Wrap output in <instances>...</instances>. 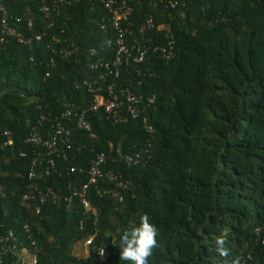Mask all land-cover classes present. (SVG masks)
Returning <instances> with one entry per match:
<instances>
[{"label": "trees", "instance_id": "obj_1", "mask_svg": "<svg viewBox=\"0 0 264 264\" xmlns=\"http://www.w3.org/2000/svg\"><path fill=\"white\" fill-rule=\"evenodd\" d=\"M45 1L0 0L9 13L31 19L26 34L45 32L28 44L11 35L0 47V141H12L0 148V223L34 241L38 264H100L93 245L112 240L115 264H130L120 260L119 236L138 226L142 215L159 233L149 264H226L232 258L264 264V0H173V6L127 0L131 39L150 46L171 38L173 46L168 58L149 47L116 79L117 87L155 94L145 111L154 132L147 133L139 118L112 123L101 108L88 110L94 136L72 127L68 158L56 157L59 169L47 176L38 165V176L29 180L36 145L26 137L32 125L41 115L47 122L66 101L90 105L94 92L81 81L98 71L96 57L112 58L115 38L112 27H101L107 10L99 0H78L56 15L39 10ZM146 17L156 26L139 28ZM53 34L58 43H74L72 56L51 52L58 44ZM138 150L137 163L120 160ZM99 151L129 179L121 207L92 188L95 214L77 200L68 206L48 200L38 214L20 204L17 195L37 183L65 193L68 178L84 182V173L68 176L65 167L85 172ZM90 235L89 253L77 255L75 247ZM221 235L228 258L215 252Z\"/></svg>", "mask_w": 264, "mask_h": 264}, {"label": "built area", "instance_id": "obj_2", "mask_svg": "<svg viewBox=\"0 0 264 264\" xmlns=\"http://www.w3.org/2000/svg\"><path fill=\"white\" fill-rule=\"evenodd\" d=\"M77 1L47 0L40 5L39 10L46 15H56L64 5ZM165 1L170 6L174 3L173 0ZM99 2L107 10L106 16L101 21V27L109 25L115 32L113 56L110 60H105L102 56L96 57L92 66L99 68L98 71L94 76L83 78L81 81L87 91L94 92V98L88 107L78 108L74 101H66L64 109L46 119L47 122L45 117L41 115L32 125L26 137V141L36 145V148L32 151V159L26 172L29 180L38 176L36 172L38 165H42L41 173L47 176L52 169H59L56 157L61 155L62 160L68 158L66 150L72 146V127L94 136L90 121L87 118L88 110L96 111L101 108L105 117L111 120L112 123L128 117L139 118L147 133L154 132V127L148 122L145 111L147 106L153 103L155 94L136 93L128 87H117L116 79L119 76L120 69L129 62H141L145 58L149 47L154 51H159L167 58L170 57L173 48L171 38L168 39L165 45L155 42L150 46L134 38L131 39L133 34V23L130 21L132 6L127 0H99ZM24 22L26 24H23ZM31 25V19L23 21L21 15L9 13L0 3V47L11 35H14L23 44L40 41L45 32L34 33L30 31L29 34H26L31 29ZM154 26L156 25L152 23V18L146 17L139 28L150 29ZM51 40L56 43L61 42L55 34L51 35ZM56 46H54L55 49L52 48L51 52L64 58L72 56L75 51V45L72 41H64ZM49 61L51 64L53 63L52 56ZM45 75H48V71ZM103 82L104 84H102ZM3 133L8 134L9 132L5 130ZM11 142L10 138L0 141V148ZM19 154L25 156L26 152L21 151ZM138 157L139 150L134 155H121L120 160L129 166L137 163ZM108 164L105 153L102 151L96 152L91 157L85 172L82 167L76 165L70 164L65 167L68 176L74 172L86 175V180L82 183L76 182L74 177L68 178L65 181L67 192L60 193V191L58 192L50 187H41L37 183L29 191L18 194L17 198L21 205L33 211L34 214L40 213L42 206L48 200L52 202L62 200L67 206L77 200L85 212L91 211L95 214V210L88 199V190L92 188L96 195L110 197L114 200L115 207H121L123 192L129 188V179L122 171ZM0 194L5 196V192L1 188ZM79 225L82 226V221H79ZM24 228H27V225H24ZM92 239L93 235H90L79 243V245H82L79 250L85 252L86 255L89 253L88 246L91 245ZM114 246L115 242L113 240L108 246L93 245L94 256L100 264L116 263ZM102 251L103 255H101ZM76 254L80 255L78 252ZM0 264H38L37 248L34 241L25 242L14 235L11 228L4 227L0 223ZM241 264H244L243 258H241Z\"/></svg>", "mask_w": 264, "mask_h": 264}, {"label": "clouds", "instance_id": "obj_3", "mask_svg": "<svg viewBox=\"0 0 264 264\" xmlns=\"http://www.w3.org/2000/svg\"><path fill=\"white\" fill-rule=\"evenodd\" d=\"M158 235L157 227L149 221L147 215H142L138 226L133 225L119 236L120 260L128 261L130 264H149V258L152 257L154 249L159 246ZM226 243L225 236H218L215 241V252L221 257L228 258L230 251L225 246ZM101 255H103V251ZM226 264H240L239 258L228 259Z\"/></svg>", "mask_w": 264, "mask_h": 264}, {"label": "rangeland", "instance_id": "obj_4", "mask_svg": "<svg viewBox=\"0 0 264 264\" xmlns=\"http://www.w3.org/2000/svg\"><path fill=\"white\" fill-rule=\"evenodd\" d=\"M81 246H82V245H78V246H76L74 252H78V254H80V255H86L85 252H81V251L79 250V248H80ZM78 250H79V251H78Z\"/></svg>", "mask_w": 264, "mask_h": 264}]
</instances>
